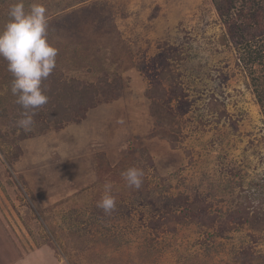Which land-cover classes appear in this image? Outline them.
I'll list each match as a JSON object with an SVG mask.
<instances>
[{
  "label": "rangeland",
  "instance_id": "rangeland-1",
  "mask_svg": "<svg viewBox=\"0 0 264 264\" xmlns=\"http://www.w3.org/2000/svg\"><path fill=\"white\" fill-rule=\"evenodd\" d=\"M253 3L0 0L8 264H264V20L248 65L224 17Z\"/></svg>",
  "mask_w": 264,
  "mask_h": 264
},
{
  "label": "trees",
  "instance_id": "trees-1",
  "mask_svg": "<svg viewBox=\"0 0 264 264\" xmlns=\"http://www.w3.org/2000/svg\"><path fill=\"white\" fill-rule=\"evenodd\" d=\"M236 1L237 0H232V3L236 2ZM263 3H264V0H254L253 7H252L251 11H249L250 13H245V15L239 16V14H242L245 12V9L241 8L240 12H238L237 14L231 15L230 13H226L225 14L226 16H224L226 18V25H227V29L229 31V37L232 40H234L236 46L238 45V49H240V50L246 49L245 51H247L246 54L248 55V57L247 58L241 57L240 59H242L243 62L248 64V65H251L255 61H257L258 59H261L262 53H261V50H258V48L256 50H254L253 53L249 52L247 49H249L251 46L248 43H245V47L241 48L240 44L244 41V38L247 35L246 32H247L248 25H245L244 23H241V22L239 25H237L236 19L241 18L242 20H245V19L246 20H253V22H254L253 26L255 28H259L261 22H263V20H264V4ZM227 4H229V3L227 2ZM262 34L264 36V33H262ZM236 39L237 40L239 39L240 43H237ZM254 43H256V41H254ZM256 46L258 47V45H256ZM6 64H7L8 71L15 69L13 67H10L9 63H6ZM15 70H17V69H15ZM19 72L22 73V71H19ZM38 73H41V72L39 69H36V74H38ZM39 78H40L39 79L40 81H37L34 79L32 83H27V84H23V85L19 86L22 90L24 89V90L28 91V93L30 92L31 96L30 97L26 96V98L24 100L18 101V102H20V103H24V102L32 103V102H34V103H36L35 105L37 107L45 106L48 103L49 98L45 95V92L43 93V91H44L43 90V88H44L43 84L48 78L47 77H44V79H42L43 77H39ZM50 88H51V90H53L52 85H50ZM77 88H78V86L75 85L74 87L72 86V88H70V89L72 92L75 91L76 93H78L76 91ZM72 92H71L70 96L72 95ZM61 94L64 95V92H61ZM258 96H259L258 101L262 105L263 101H264V97H260V95H258ZM262 96H263V94H262ZM28 105H30V104H28ZM30 106H32V105H30ZM126 147H127V145L124 144L120 147L121 148L120 150H122L123 148H126ZM236 214H242L244 217H246V218L248 217V212H246V210L244 208H242ZM232 218H233V220H235V219L238 220V222L240 221L239 218L234 216V215H232ZM212 220H213V217H209L205 214H202L197 219L198 222H201V223L204 222V224L208 223V225L212 222ZM15 248L16 247L13 244H11V242H10L9 234L7 233L6 229L3 228L2 224H1L0 225V264L12 263V262H14V260H17L21 256V253L18 250H16ZM245 258H247V257H245ZM249 259L250 258H248V261H250ZM250 262H252L253 264L258 263V262L256 263L254 260H252Z\"/></svg>",
  "mask_w": 264,
  "mask_h": 264
}]
</instances>
